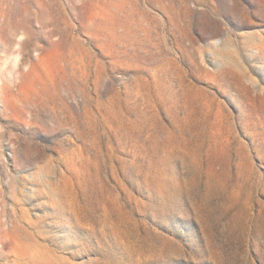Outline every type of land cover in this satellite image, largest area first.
I'll use <instances>...</instances> for the list:
<instances>
[{
    "label": "rangeland",
    "instance_id": "obj_1",
    "mask_svg": "<svg viewBox=\"0 0 264 264\" xmlns=\"http://www.w3.org/2000/svg\"><path fill=\"white\" fill-rule=\"evenodd\" d=\"M0 264H264V0H0Z\"/></svg>",
    "mask_w": 264,
    "mask_h": 264
}]
</instances>
